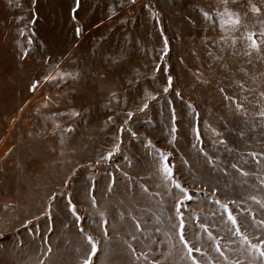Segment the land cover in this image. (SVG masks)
Listing matches in <instances>:
<instances>
[{
    "label": "rangeland",
    "instance_id": "1",
    "mask_svg": "<svg viewBox=\"0 0 264 264\" xmlns=\"http://www.w3.org/2000/svg\"><path fill=\"white\" fill-rule=\"evenodd\" d=\"M262 221L264 0H0V264H264Z\"/></svg>",
    "mask_w": 264,
    "mask_h": 264
},
{
    "label": "snow or ice",
    "instance_id": "2",
    "mask_svg": "<svg viewBox=\"0 0 264 264\" xmlns=\"http://www.w3.org/2000/svg\"><path fill=\"white\" fill-rule=\"evenodd\" d=\"M224 2L226 3L227 2V0H224ZM254 10H256V11H258V9H254ZM225 15H228L229 16V21H227V22H231V23H238L239 21H238V19L237 20H231V14H228L227 13V11L225 12ZM251 38V37H250ZM165 43H167V41H165ZM256 45H255V43H253V47H255ZM52 79H55V77H52ZM171 80H172V77L171 76H169L168 77V81H169V86L168 87H165L164 88V92H168L169 91V87L171 86ZM35 87H36V85L34 84L33 85V90L35 89ZM154 98V97H153ZM148 107V104H144L143 105V107L140 109L141 111H143L144 109H146ZM128 117H129V119H131L132 118V116H133V113L132 112H129L128 114ZM128 123V121L126 120L125 121V124H127ZM124 129H123V127L121 128V131H123ZM173 131H175V128H173ZM132 135L133 136H135L136 135V133L135 132H132ZM149 143H151L150 141H149ZM117 148H118V146H117ZM112 156V153H108V157L110 158ZM162 156H163V158H164V160L165 161H167V155H164L163 153H162ZM163 170H164V172L166 173V176L167 177H171L172 176V168L167 164V163H165L164 165H163ZM176 186L178 187V188H181V191L182 192H184V193H187V189H184V188H182V186L179 184V183H177L176 184ZM192 197H191V195H185V199H188V200H190ZM69 203H71V202H69ZM222 207H224V208H227L228 206L227 205H222ZM72 211H73V213H75V206L73 205L72 206ZM229 220L233 223V224H236V219H235V217H233L232 215H231V213L229 212ZM262 225H264V221H262V222H260ZM239 229H237V231H238ZM209 236H210V238H211V234H209ZM246 239V238H245ZM89 240H91V237H89ZM181 240L182 241H184V237H183V235H181ZM185 243H186V241H184ZM261 246H264V240H262L261 241ZM261 246H257V245H252V247L253 248H258V247H261ZM93 248H94V245H93ZM193 251V249H191V248H189V252L191 253ZM195 251H199V249H195ZM260 255L261 256H264V251H261L260 252ZM194 259V258H193ZM85 264H88V261H85ZM194 264H195V260H194Z\"/></svg>",
    "mask_w": 264,
    "mask_h": 264
},
{
    "label": "bare ground",
    "instance_id": "3",
    "mask_svg": "<svg viewBox=\"0 0 264 264\" xmlns=\"http://www.w3.org/2000/svg\"><path fill=\"white\" fill-rule=\"evenodd\" d=\"M72 141V140H71ZM70 143V142H69Z\"/></svg>",
    "mask_w": 264,
    "mask_h": 264
}]
</instances>
